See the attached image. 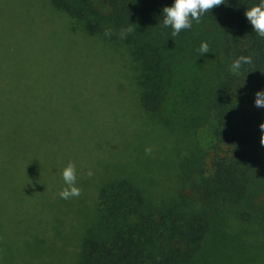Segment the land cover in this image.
Wrapping results in <instances>:
<instances>
[{
    "label": "trees",
    "instance_id": "trees-1",
    "mask_svg": "<svg viewBox=\"0 0 264 264\" xmlns=\"http://www.w3.org/2000/svg\"><path fill=\"white\" fill-rule=\"evenodd\" d=\"M44 2L68 26L118 53L131 104L172 136L166 146L151 136L169 159L174 155L170 184L158 188L133 170L95 185L72 264H211L243 252L246 241L227 229L244 225L256 234L264 227V146L257 129L264 109L252 103L253 93L264 89V38L243 16L257 0H226L175 36L161 24L160 10L171 0ZM125 27L131 31L121 38ZM239 56L251 61L231 72ZM20 101L16 92L0 91V182L23 148L20 135L29 131L19 120Z\"/></svg>",
    "mask_w": 264,
    "mask_h": 264
},
{
    "label": "rangeland",
    "instance_id": "rangeland-1",
    "mask_svg": "<svg viewBox=\"0 0 264 264\" xmlns=\"http://www.w3.org/2000/svg\"><path fill=\"white\" fill-rule=\"evenodd\" d=\"M45 5L0 0V91L20 95L19 120L29 130L0 182V264H72L101 178L135 170L159 188L173 177L174 155L151 137L166 146L172 136L131 104L125 62ZM126 158L134 159L130 166L121 165ZM68 161L80 191L61 199ZM234 228L227 231L241 235L246 248L211 264H264V227L256 234ZM255 239L262 245H251Z\"/></svg>",
    "mask_w": 264,
    "mask_h": 264
},
{
    "label": "clouds",
    "instance_id": "clouds-1",
    "mask_svg": "<svg viewBox=\"0 0 264 264\" xmlns=\"http://www.w3.org/2000/svg\"><path fill=\"white\" fill-rule=\"evenodd\" d=\"M226 0H171L169 5L161 8L162 15L161 24L163 27L171 29V35L175 36L181 29H188L191 27L193 21L199 23L202 15L208 12L213 6L225 4ZM243 16L246 18L251 26V30L258 36L264 38V0H257V3L252 4L243 11ZM131 28H121L119 35L123 38ZM111 32L110 28L104 30V35L108 36ZM208 52V44L202 41L199 44V53L204 54ZM251 58L248 56H239L231 62L229 70L236 72L240 69L243 63H250ZM253 107L264 109V89H257L253 93ZM260 133L259 143L264 146V117H261L257 125ZM150 149L145 148V152ZM91 175V171L87 173ZM61 178L66 185L62 188L58 195L61 199H68L79 195L80 189L75 186L76 169L71 161H68L61 169Z\"/></svg>",
    "mask_w": 264,
    "mask_h": 264
}]
</instances>
